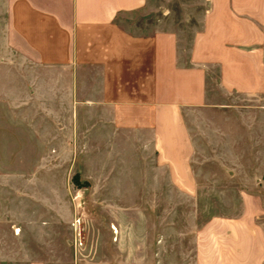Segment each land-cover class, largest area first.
I'll return each mask as SVG.
<instances>
[{
	"label": "crops",
	"instance_id": "1",
	"mask_svg": "<svg viewBox=\"0 0 264 264\" xmlns=\"http://www.w3.org/2000/svg\"><path fill=\"white\" fill-rule=\"evenodd\" d=\"M208 3L199 28L148 31L131 23L148 0H0V264H83L74 179L119 230L99 263H264L263 207L249 239L246 208L237 241L197 222L226 189L264 197L247 162L263 145L264 0Z\"/></svg>",
	"mask_w": 264,
	"mask_h": 264
},
{
	"label": "rangeland",
	"instance_id": "2",
	"mask_svg": "<svg viewBox=\"0 0 264 264\" xmlns=\"http://www.w3.org/2000/svg\"><path fill=\"white\" fill-rule=\"evenodd\" d=\"M212 0H148V5L142 14L136 16L131 23L137 25L143 30L153 31L158 29H182L190 31L196 27L202 25L204 15L206 14L207 9H209ZM219 4L221 0H214ZM252 2V4L258 0H247ZM254 3V4H255ZM264 91V82L262 84ZM250 97L248 96L247 101V110L254 111L259 110V103L254 104L250 102ZM262 109L264 110V96L262 99ZM256 107V108H255ZM248 160L249 164L257 163V171H262L261 176L264 177V135H263V145L262 149L259 151H248ZM254 166L252 168L247 167L246 175H254ZM231 172L235 173L236 169H230ZM237 171V170H236ZM244 168H240L241 175H244ZM72 206L74 209V221L72 223V233L74 240V249L75 255L79 254L82 259L83 264H107L99 263L96 260V256L102 253L103 247L99 246L101 240L108 238V231L111 227L110 216L100 215L98 210L95 207V202L93 199L88 197L87 185L81 183L76 179L73 180L72 184V197H71ZM201 211L199 215L198 224L203 227L209 223L215 222L216 225L220 224L219 222H224V224H230L226 227L213 226L214 230L211 231L210 238L221 239L226 237L228 242L237 241L241 235L238 229H233V226L239 223L240 218L243 216L246 208V223L248 229L247 238H252L255 233V216L254 212L261 207H263L262 214V223L264 230V197L255 199L251 198H240L234 190V188L226 189L222 193V196L219 198L200 200ZM138 218L137 216H135ZM77 219H81V226L79 230L75 231L73 224ZM260 222L261 220L258 219ZM242 223V222H241ZM114 234L113 239L117 240L119 235V230L116 226L111 227ZM212 229V227H210ZM115 230V231H114ZM251 234V235H250ZM155 236H158V233L155 232ZM83 243L80 246L77 243ZM78 245V248H77ZM109 250L105 248L104 250ZM81 251V253L79 252ZM151 255H158L157 249L152 247L150 249ZM110 252L108 251V254ZM120 253H125V248H120ZM227 258L230 257L229 254L232 252L228 249L226 251ZM237 258V257H236ZM109 264V263H108ZM218 264V263H216ZM224 264H238V262H227ZM264 264V263H263Z\"/></svg>",
	"mask_w": 264,
	"mask_h": 264
},
{
	"label": "built area",
	"instance_id": "3",
	"mask_svg": "<svg viewBox=\"0 0 264 264\" xmlns=\"http://www.w3.org/2000/svg\"><path fill=\"white\" fill-rule=\"evenodd\" d=\"M79 226H81V219H77L76 222L73 224L74 230L78 231L79 230ZM77 244L78 245L80 244V246L83 245V243H81V241L79 243H77Z\"/></svg>",
	"mask_w": 264,
	"mask_h": 264
},
{
	"label": "trees",
	"instance_id": "4",
	"mask_svg": "<svg viewBox=\"0 0 264 264\" xmlns=\"http://www.w3.org/2000/svg\"><path fill=\"white\" fill-rule=\"evenodd\" d=\"M76 182L78 183V180L76 179Z\"/></svg>",
	"mask_w": 264,
	"mask_h": 264
}]
</instances>
